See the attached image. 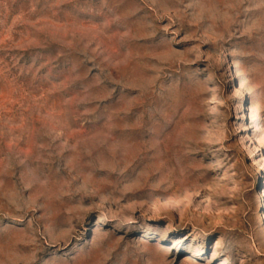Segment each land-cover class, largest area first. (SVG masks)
Wrapping results in <instances>:
<instances>
[{"label": "rangeland", "instance_id": "rangeland-1", "mask_svg": "<svg viewBox=\"0 0 264 264\" xmlns=\"http://www.w3.org/2000/svg\"><path fill=\"white\" fill-rule=\"evenodd\" d=\"M0 264H264V0H0Z\"/></svg>", "mask_w": 264, "mask_h": 264}, {"label": "bare ground", "instance_id": "bare-ground-1", "mask_svg": "<svg viewBox=\"0 0 264 264\" xmlns=\"http://www.w3.org/2000/svg\"><path fill=\"white\" fill-rule=\"evenodd\" d=\"M89 193V192H86ZM86 198L85 196L82 197V199ZM89 201V200H88ZM70 215V214H69ZM63 221V220H62ZM56 222V221H55ZM52 224H56V223H52ZM59 225V224H58ZM53 227H55V225H52ZM57 227V226H56ZM59 228V227H58Z\"/></svg>", "mask_w": 264, "mask_h": 264}]
</instances>
